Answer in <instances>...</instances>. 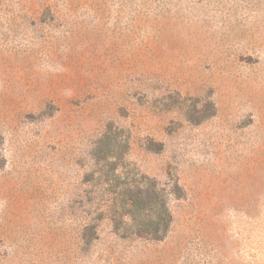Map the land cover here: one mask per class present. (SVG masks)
Instances as JSON below:
<instances>
[{
	"label": "rangeland",
	"instance_id": "374dc122",
	"mask_svg": "<svg viewBox=\"0 0 264 264\" xmlns=\"http://www.w3.org/2000/svg\"><path fill=\"white\" fill-rule=\"evenodd\" d=\"M0 264H264V0H0Z\"/></svg>",
	"mask_w": 264,
	"mask_h": 264
},
{
	"label": "trees",
	"instance_id": "16d2710c",
	"mask_svg": "<svg viewBox=\"0 0 264 264\" xmlns=\"http://www.w3.org/2000/svg\"><path fill=\"white\" fill-rule=\"evenodd\" d=\"M149 236H151L152 238H154V239H156V238H158L157 236H156V233H150V235Z\"/></svg>",
	"mask_w": 264,
	"mask_h": 264
}]
</instances>
